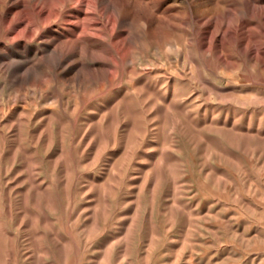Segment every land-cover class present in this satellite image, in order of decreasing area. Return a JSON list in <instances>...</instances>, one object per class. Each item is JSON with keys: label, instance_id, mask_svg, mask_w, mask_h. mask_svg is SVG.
I'll use <instances>...</instances> for the list:
<instances>
[{"label": "rangeland", "instance_id": "1", "mask_svg": "<svg viewBox=\"0 0 264 264\" xmlns=\"http://www.w3.org/2000/svg\"><path fill=\"white\" fill-rule=\"evenodd\" d=\"M23 1L0 19V264H264V0Z\"/></svg>", "mask_w": 264, "mask_h": 264}, {"label": "bare ground", "instance_id": "2", "mask_svg": "<svg viewBox=\"0 0 264 264\" xmlns=\"http://www.w3.org/2000/svg\"><path fill=\"white\" fill-rule=\"evenodd\" d=\"M84 2L86 1L87 3H93L94 5H98L100 2H101V0H83ZM104 1V0H103ZM157 1V0H156ZM192 1H194V0H192ZM221 1H223V0H208V3H214V2H221ZM238 2H240V0H237ZM246 2L244 3L246 6H248V1L247 0H245ZM190 2V1H189ZM66 3V2H65ZM105 3V2H104ZM103 3V4H104ZM108 3V4H107ZM114 3V2H113ZM29 4V3H28ZM106 5L104 6V9L108 6V5H110V2H106L105 3ZM216 4V3H215ZM242 4V3H241ZM59 5V4H58ZM29 6V5H28ZM46 7V6H45ZM92 7V6H91ZM111 7V6H110ZM253 7V6H252ZM254 7H256V6H254ZM18 8H22V9H20V10H18V11H16ZM34 8V7H33ZM51 8V7H50ZM50 8H40V9H37V13L38 14H40V17L42 16V19H43V21H45V22H47V21H49L50 19H52V18H54V17H59V15H61L60 14V12H59V8H56V9H54V7L52 8V9H50ZM261 8H262V6H261ZM264 8V7H263ZM86 9V8H85ZM84 9V11H86ZM91 9V8H90ZM110 9V8H109ZM109 9H107V10H109ZM33 10V9H32ZM152 10V9H151ZM83 10H80V14H82V13H84V17H83V19H88V22H87V25H75L76 26V30L77 29H80V32L82 33V34H84L86 37L87 36H91V35H95V34H92L93 32L92 31H94L93 30V28L91 27V26H94V25H97L98 23H99V21L98 20H100L98 17H94L95 19H93L92 17H90V14H89V16H87L88 14L87 13H85ZM97 11H99V10H97ZM32 12V11H31ZM62 12V11H61ZM68 12V11H67ZM66 12V13H67ZM103 12H104V10H103ZM263 12V11H262ZM22 14L23 16L21 17L22 18V22L23 21H28V20H31V16H30V11L27 9V5L24 3V1L23 0H4L3 2H1V0H0V19H2L3 20V22H2V24L4 23L5 24V27L6 26H10V23L15 19V17H17L16 15L17 14ZM33 13V12H32ZM90 13V12H89ZM99 13V12H98ZM116 13V12H115ZM198 14V13H197ZM215 14H217V16H219V13H215ZM263 14V13H262ZM33 15V14H32ZM93 15V14H92ZM91 15V16H92ZM96 15H98V14H96ZM95 15V16H96ZM63 16V15H62ZM66 16H69V17H73L74 16V14H71V13H69V14H66ZM94 16V15H93ZM119 16V15H118ZM205 17L207 16L208 17V19H209V21L210 22H212L213 21V19H214V17H213V15H212V13H210V12H207L206 13V15H204ZM20 17V16H19ZM77 17V16H76ZM81 18V17H80ZM115 18V17H114ZM118 18V17H117ZM37 19V18H36ZM41 19V18H40ZM63 19V18H62ZM92 19V20H91ZM222 19V18H221ZM67 20V19H66ZM66 20H63V21H66ZM77 20H79L78 18H77ZM218 20V19H217ZM39 21V20H38ZM51 21V20H50ZM87 21V20H86ZM101 21V20H100ZM18 22H20V21H18ZM21 22V23H22ZM31 22V21H30ZM40 22V21H39ZM68 22L69 21H67V23H65V24H68ZM71 22H73V21H71ZM76 22V21H75ZM74 22V23H75ZM78 22V21H77ZM76 22V23H77ZM81 21H79V23H80ZM117 22V21H116ZM24 23H26L27 24V22H24ZM33 22H31V24H32ZM41 23V22H40ZM70 23V22H69ZM117 23H119V22H117ZM25 24V25H26ZM63 24H64V22H63ZM80 24H82V23H80ZM115 24V23H114ZM16 25V24H15ZM33 26H34V24H32ZM42 25V24H41ZM112 25V24H111ZM116 25V24H115ZM227 25V24H226ZM245 25V24H244ZM31 27V26H29V23L25 26V27ZM25 27H24V29H25ZM36 27V26H35ZM96 27V26H95ZM112 27H115V26H112ZM111 27V28H112ZM238 27H240V26H238ZM4 28V27H3ZM33 28V27H32ZM41 28V27H40ZM51 28V27H50ZM12 29V28H11ZM15 29V28H14ZM42 29V28H41ZM91 29H92V31H91ZM222 29V28H221ZM27 30V29H26ZM32 30V29H31ZM35 30V29H34ZM67 30V29H66ZM70 30V29H69ZM97 30V29H96ZM99 30H100V28H99ZM114 30H115V28H114ZM114 30H113V32H114ZM23 31V30H22ZM71 31V30H70ZM78 31V30H77ZM92 33H91V32ZM214 31V30H213ZM223 31V30H222ZM6 32V31H5ZM15 32V31H14ZM19 32V31H18ZM28 32V31H27ZM112 32V31H111ZM112 32V33H113ZM122 32V31H121ZM217 32H219V31H217ZM16 33H17V31H16ZM15 33V34H16ZM73 33V32H72ZM212 33V32H211ZM7 34V33H6ZM214 34V33H213ZM78 35V34H77ZM113 35V34H112ZM9 36V35H8ZM7 36V37H8ZM17 35H15V37H16ZM215 36H217V35H215ZM74 37V36H73ZM80 38V37H79ZM92 38V37H91ZM14 39H16V38H14ZM84 39V38H83ZM90 39V38H89ZM124 39V38H123ZM128 39V38H127ZM73 40V39H72ZM71 40V42H70V46H72V47H74L75 45L76 46H78V44L80 43L81 45H82V47L83 46H85L86 47V43H87V40H81L80 42H78V41H72ZM1 41V40H0ZM68 41H69V39H68ZM84 42H86V43H84ZM46 43V42H45ZM43 44V43H42ZM53 44V43H52ZM57 44V43H56ZM60 44V43H59ZM89 45V44H88ZM92 45V44H91ZM6 46V45H5ZM24 46V45H23ZM53 46H54V44H53ZM90 46V45H89ZM67 47V46H66ZM168 47V46H167ZM68 48V47H67ZM70 48V47H69ZM78 48V47H77ZM90 48V47H89ZM96 48V47H95ZM210 48H211V46H210ZM3 49V48H2ZM36 49H38V48H36ZM83 49V48H82ZM82 49H81V51H82ZM26 50V49H25ZM45 50V49H44ZM75 50V49H74ZM73 50V51H74ZM91 50V49H90ZM262 50V49H261ZM7 51V50H6ZM35 51V50H34ZM42 51V50H41ZM210 51V50H209ZM19 52V51H18ZM37 52V51H36ZM47 52V51H46ZM207 52V51H206ZM16 53V52H15ZM79 53V52H78ZM80 53H82V52H80ZM257 53V52H256ZM8 54V53H7ZM37 54V53H36ZM44 54V53H43ZM63 54H65L64 52H63V48L61 47V46H57L56 48H54L53 50H52V54H50V58H51V60H52V62L54 61V62H62L63 60H62V55ZM206 54V53H205ZM21 55H22V53H21ZM34 55H35V53H34ZM34 55H32V56H34ZM42 55V54H41ZM40 55V56H41ZM46 55V54H45ZM78 55H80V54H78ZM256 55V54H255ZM5 56V55H4ZM12 57H13V55H11ZM25 56V55H24ZM35 56H37V55H35ZM34 56V57H35ZM39 56V57H40ZM65 56V55H64ZM63 56V57H64ZM2 57H3V55H2ZM23 57V56H22ZM28 57H30V56H28ZM34 57H33V59H34ZM46 57V56H45ZM257 57V56H256ZM38 58V57H37ZM77 58V57H76ZM81 58V57H80ZM6 59V58H5ZM31 59V58H30ZM42 59H44V58H42ZM38 60V59H37ZM47 60H49V59H47ZM10 61V60H9ZM30 61V60H29ZM50 61V60H49ZM48 61V62H49ZM3 62V61H2ZM8 61H5L4 63H7ZM11 62V61H10ZM13 62H15V61H13ZM12 62V63H13ZM19 62V61H18ZM22 62V61H21ZM20 62V63H21ZM26 62H27V60H26ZM34 62V61H33ZM39 62H41V61H39ZM38 62V63H39ZM44 62V61H43ZM66 62V61H65ZM75 62V61H74ZM9 63V62H8ZM45 63V62H44ZM70 63V62H69ZM68 63V64H69ZM75 63H77V62H75ZM74 63V64H75ZM11 64V63H10ZM30 64V63H29ZM31 64H32V62H31ZM30 64V65H31ZM40 64V63H39ZM49 64H50V62H49ZM57 64V63H56ZM71 64H73L72 62H71ZM70 64V65H71ZM5 65V64H4ZM8 65V64H7ZM13 65V64H12ZM32 65H34V64H32ZM47 65V64H46ZM59 65V64H58ZM69 65V66H70ZM81 65V64H80ZM6 66V65H5ZM15 66V65H14ZM43 66V65H42ZM41 66V67H42ZM75 66V65H74ZM8 67H9V65H8ZM11 67V66H10ZM44 67V66H43ZM55 67V66H54ZM58 67V66H57ZM63 67H65V66H63ZM34 68H36V67H34ZM33 68V69H34ZM37 68H38V66H37ZM68 68V67H67ZM29 70V69H28ZM27 70V71H28ZM23 71H24V69H23ZM26 71V72H27ZM32 71V70H31ZM9 72H11L10 70H9ZM22 72V71H21ZM20 72V70H19V73H21ZM23 73V72H22ZM25 73V72H24ZM28 73H29V71H28ZM20 75H22V74H20ZM26 75V74H25ZM31 76V75H30ZM15 77V76H14ZM26 77V76H25ZM24 77V78H25ZM13 82V81H12Z\"/></svg>", "mask_w": 264, "mask_h": 264}]
</instances>
